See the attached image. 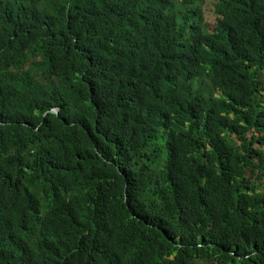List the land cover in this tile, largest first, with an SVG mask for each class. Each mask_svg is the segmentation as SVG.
I'll use <instances>...</instances> for the list:
<instances>
[{"label":"trees","instance_id":"1","mask_svg":"<svg viewBox=\"0 0 264 264\" xmlns=\"http://www.w3.org/2000/svg\"><path fill=\"white\" fill-rule=\"evenodd\" d=\"M203 6L0 0V264H264V0Z\"/></svg>","mask_w":264,"mask_h":264},{"label":"rangeland","instance_id":"2","mask_svg":"<svg viewBox=\"0 0 264 264\" xmlns=\"http://www.w3.org/2000/svg\"><path fill=\"white\" fill-rule=\"evenodd\" d=\"M214 2L215 0H204L202 15L206 20L209 16L210 9H213ZM190 91L193 95H199L207 100L218 97L212 87L211 78H200L195 80L190 87Z\"/></svg>","mask_w":264,"mask_h":264},{"label":"water","instance_id":"3","mask_svg":"<svg viewBox=\"0 0 264 264\" xmlns=\"http://www.w3.org/2000/svg\"><path fill=\"white\" fill-rule=\"evenodd\" d=\"M51 112L58 114V110H56V109L52 110Z\"/></svg>","mask_w":264,"mask_h":264}]
</instances>
